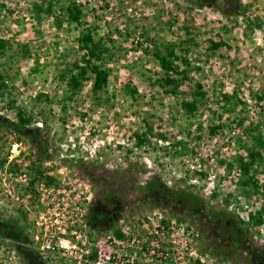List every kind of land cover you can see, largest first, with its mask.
Here are the masks:
<instances>
[{
    "label": "rangeland",
    "instance_id": "374dc122",
    "mask_svg": "<svg viewBox=\"0 0 264 264\" xmlns=\"http://www.w3.org/2000/svg\"><path fill=\"white\" fill-rule=\"evenodd\" d=\"M71 3L83 12L80 23L67 20ZM238 5L241 15L223 0H0V117L27 119L46 142L41 153L0 123V223L19 232L0 236V264H72L42 258L40 247L54 252L63 236L43 230L36 242L35 222L39 213L71 215L78 206L103 251L125 229L148 242L159 231L165 249L173 237L191 241L185 264H264V150L255 163L250 157L264 143V0ZM87 29L103 42L115 83L95 92L90 74L66 104L63 76L85 66L78 40ZM169 46L188 75L176 94L155 57ZM9 174L17 180L6 192ZM153 180L193 197L195 212L151 200ZM93 212L110 226L93 227ZM228 219L237 238L222 244L217 222Z\"/></svg>",
    "mask_w": 264,
    "mask_h": 264
},
{
    "label": "trees",
    "instance_id": "16d2710c",
    "mask_svg": "<svg viewBox=\"0 0 264 264\" xmlns=\"http://www.w3.org/2000/svg\"><path fill=\"white\" fill-rule=\"evenodd\" d=\"M227 1L230 4V11H235L238 15H241V11L239 9V0H223ZM201 6L208 4V2H199ZM35 10L39 12H43V7L36 4ZM53 8L49 7V14H52ZM67 20L70 23H80L81 18L83 16V12L81 8L76 3H71L67 8H65ZM229 12V11H228ZM227 12V13H228ZM78 44L80 49L86 52V58L84 59V65L79 67V65L75 66V70L71 69L66 76H63V79H66L68 89L65 94V103L68 104L75 100L78 95L82 91V87L84 82L89 78L91 74V78L94 81L93 90L95 92H101L109 87L113 86L115 83V78L112 76V73L107 71L103 67V52H104V44L102 41H97L94 37L93 31L91 29H87L79 38ZM213 47L215 49H219L221 44L214 43ZM156 59L159 61L162 69L165 71V77L163 80V85L165 87H172V93L176 94L183 85V81L188 78L187 70L180 71L178 66L175 65L174 61L176 60V50L175 47H167L166 54L164 55L161 51H156L155 53ZM187 66H190V62L186 61ZM201 86L198 85V94H201ZM182 106L185 110L193 113L197 110V105L195 102H184ZM0 123L6 124L9 128L14 129L18 134L27 137L33 144V146L41 153H46V142L41 135L40 130L28 128L27 124L30 123L27 119H22V124H15L7 119L0 117ZM140 142L142 143L145 139V135L143 137L138 136ZM264 150V143L258 141V148L254 151L250 152L251 163H255L257 160H261L263 158L261 152ZM243 164L242 170L243 175L246 177L249 176L250 168L252 164ZM38 176L35 178V182L38 181L43 173L37 172ZM41 175V176H40ZM48 183H54V179L52 177H47ZM252 186L254 188L257 187V183L254 180H250ZM148 197L158 203L167 204L171 206H175V208L182 209L185 212H195L194 207V198H187L185 195H173L171 191H169L159 180H153L148 185ZM227 222L232 223L231 219H228ZM94 226H93V225ZM91 225L97 229H105L106 226H110V222L107 220V216L102 213L93 212L92 215V223ZM229 225H226L227 228ZM236 227V226H235ZM14 235L18 238L19 232L18 230H14V226L10 223L1 222L0 223V236L9 237L8 235ZM118 237H122L121 234H117Z\"/></svg>",
    "mask_w": 264,
    "mask_h": 264
},
{
    "label": "built area",
    "instance_id": "2783aa9c",
    "mask_svg": "<svg viewBox=\"0 0 264 264\" xmlns=\"http://www.w3.org/2000/svg\"><path fill=\"white\" fill-rule=\"evenodd\" d=\"M13 180L17 179H14L12 174L6 177L7 183L4 182L3 187L6 192ZM50 195L55 200L54 194L50 193ZM79 207L81 206L71 207V215H66L63 212L38 214L35 228L40 234L35 237L36 242H42L41 232L43 230L46 231L45 236L51 239H57L59 234L63 236L58 238L60 242L55 244L54 252H52L53 248L49 246L46 249H51V251L40 247L42 258L45 259L48 255H50L49 257L60 256L72 264H167L171 261L175 264H185V259L191 257L190 240L187 238L178 240L173 237L169 242L171 249H165L162 247L165 244L162 239L163 234L160 236L159 231H156L154 234L156 237L154 236L152 241L148 242L145 235H136L125 229L121 234L122 237L110 236L108 251H103L101 249L102 236L91 240L90 235H94L96 232L92 231L86 222L79 219L83 214L81 213L83 208ZM181 243H183L182 246Z\"/></svg>",
    "mask_w": 264,
    "mask_h": 264
},
{
    "label": "flooded vegetation",
    "instance_id": "af4514ba",
    "mask_svg": "<svg viewBox=\"0 0 264 264\" xmlns=\"http://www.w3.org/2000/svg\"><path fill=\"white\" fill-rule=\"evenodd\" d=\"M226 225H229V222L224 221V220H220L217 222V230H216V233H215V236L217 238H220V242L223 244V243H231L232 242V237H235V236H231L235 231V225L234 224H230L227 228ZM238 234V237H239V232H237ZM228 235V236H227ZM237 238V237H235ZM240 239V238H239Z\"/></svg>",
    "mask_w": 264,
    "mask_h": 264
}]
</instances>
